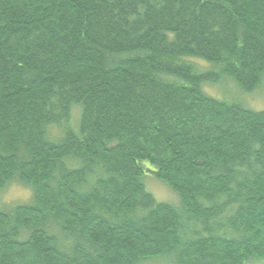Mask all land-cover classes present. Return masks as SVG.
I'll list each match as a JSON object with an SVG mask.
<instances>
[{"label": "trees", "instance_id": "1", "mask_svg": "<svg viewBox=\"0 0 264 264\" xmlns=\"http://www.w3.org/2000/svg\"><path fill=\"white\" fill-rule=\"evenodd\" d=\"M224 79L264 81V0H0V191L31 192L0 264H264V111Z\"/></svg>", "mask_w": 264, "mask_h": 264}, {"label": "rangeland", "instance_id": "2", "mask_svg": "<svg viewBox=\"0 0 264 264\" xmlns=\"http://www.w3.org/2000/svg\"><path fill=\"white\" fill-rule=\"evenodd\" d=\"M200 70H209L211 67L207 63L199 60ZM202 90L208 96L225 102H237L242 104L251 111H264V81L258 89L249 94H242L233 81L224 79L217 85L204 84ZM74 118V119H73ZM73 119V120H72ZM71 123L75 122V117H72ZM61 130L50 128V138L57 139ZM145 168L150 169L149 165L144 162ZM147 192H149L156 202L168 203L171 205L177 204L176 195L167 188L162 182L152 178L148 173H144L141 178ZM31 200V192L27 187H24L16 182L7 185L0 191V209L9 210L15 205L29 203ZM149 264H165L162 261H152Z\"/></svg>", "mask_w": 264, "mask_h": 264}]
</instances>
